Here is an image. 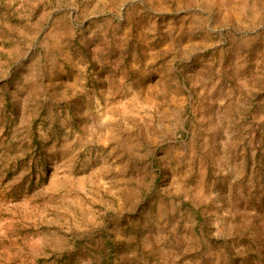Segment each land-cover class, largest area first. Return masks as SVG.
Returning <instances> with one entry per match:
<instances>
[{
    "label": "rangeland",
    "instance_id": "obj_1",
    "mask_svg": "<svg viewBox=\"0 0 264 264\" xmlns=\"http://www.w3.org/2000/svg\"><path fill=\"white\" fill-rule=\"evenodd\" d=\"M0 264H264V0H0Z\"/></svg>",
    "mask_w": 264,
    "mask_h": 264
}]
</instances>
